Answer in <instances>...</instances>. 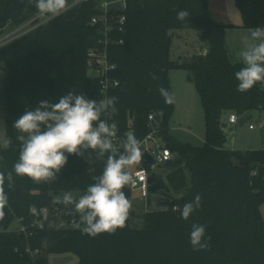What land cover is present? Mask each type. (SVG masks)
Here are the masks:
<instances>
[{"label":"trees","instance_id":"16d2710c","mask_svg":"<svg viewBox=\"0 0 264 264\" xmlns=\"http://www.w3.org/2000/svg\"><path fill=\"white\" fill-rule=\"evenodd\" d=\"M100 1L78 0L62 15L0 46V69L6 74L5 139L12 140L11 146L0 147V172L6 177L8 198L0 219V264H48L47 255L52 253H74L79 264H264V149L226 148L222 127L231 114L244 118L245 124L252 110L264 111V88L257 83L246 92L238 91L235 73L243 64L231 62L224 41L231 24L212 17L210 0H126L125 10L110 11L114 16H126L125 32L114 33L109 44V58L116 65L112 77L119 85L108 97L118 98L113 119L121 144L126 132L142 141L156 128L157 137L173 154L168 185H155L150 171L149 195L161 189L163 196L160 206L144 214L143 227L133 225L130 209L126 226L114 234L91 237L77 225L61 229L63 222L73 219L78 224L79 214L71 205L54 203V198L66 191L83 194L94 183L106 156L98 159L92 150H85L83 156L70 155L56 178L47 182L14 173L21 142L13 123L27 109L72 90L88 99H100V81L89 76L87 65L89 49L103 41L100 28L91 25V19L101 13ZM236 4L242 27L264 28V0H236ZM180 10L189 12L184 21L177 19ZM37 14L27 0H0V36L8 27H19ZM180 30L199 31L206 51L188 59H171L174 33ZM120 38L123 44L116 42ZM177 68L188 70L201 96L206 120L202 146L181 143L170 133L174 102L166 103L158 89L164 87L173 94L168 72ZM152 114L153 121L149 120ZM10 172L11 181L7 179ZM123 191L131 199L130 185ZM197 194L201 206L185 221L180 209ZM43 207L50 209V227L29 237L10 230L18 219L31 223L35 218L31 209ZM193 223L206 226V237H211L208 249H192L189 234ZM28 244L43 250L45 256L28 255Z\"/></svg>","mask_w":264,"mask_h":264},{"label":"clouds","instance_id":"9594fccd","mask_svg":"<svg viewBox=\"0 0 264 264\" xmlns=\"http://www.w3.org/2000/svg\"><path fill=\"white\" fill-rule=\"evenodd\" d=\"M27 3L34 5L41 18L54 19L78 0H27ZM188 16L187 10L177 12L180 21ZM243 43L245 47L240 52L243 67L235 73L237 89L246 92L257 83L264 88V28L250 29ZM158 91L166 103L174 102L169 90L160 87ZM117 99L115 96L88 99L84 93L72 90L54 101H39L37 106L27 109L13 123V128L20 133L16 139L21 142L18 160L13 164L17 176H26L34 182H47L56 178L70 155L83 156L85 150H92L98 159L106 156L101 174L93 177L94 183L89 184L83 194L77 198L71 191H66L53 201L65 207L71 205L79 214L77 227L91 237L101 233L114 234L126 226L133 205L123 189L134 183L129 169L142 161L141 141L133 132L125 133L122 148L113 142L118 132V124L113 119L118 113ZM105 114L107 119L103 118ZM11 144L12 140L8 138L3 146L7 148ZM88 163L91 165V159ZM89 170L94 171L92 168ZM5 179V174L0 172V219L8 203ZM7 179L11 181V172ZM201 199L197 194L184 204L180 209L183 220L187 221L201 206ZM210 240V236L206 237L205 225L192 224L189 242L194 251L208 249Z\"/></svg>","mask_w":264,"mask_h":264},{"label":"rangeland","instance_id":"374dc122","mask_svg":"<svg viewBox=\"0 0 264 264\" xmlns=\"http://www.w3.org/2000/svg\"><path fill=\"white\" fill-rule=\"evenodd\" d=\"M102 2H115V0H101ZM210 6L214 9L215 20L226 24L224 33L225 46L227 48L232 63H241L240 52L245 47L243 39L249 35L248 28L242 27L243 19L241 11L236 4V0H210ZM227 5V7H226ZM113 8H120L121 4L115 2L110 5ZM231 8V12L229 9ZM47 18H41L39 14L19 27H8L0 36V46L9 41L18 38L36 26L44 23ZM251 42V41H250ZM200 41V32L196 30H180L174 33L171 59L179 60L180 58L188 59L189 56L202 51H206V47ZM205 49V50H204ZM189 72L185 68L170 69L168 72L170 85L172 88V96L174 101V111L169 120V128L171 135L179 142L184 144H192L202 146L205 142L206 120L205 113L201 101V96L195 84L189 79ZM6 74L0 69V145H4L6 125L4 121V98L3 84ZM264 121V111L254 109L249 114V119L244 125L228 124L229 128H223L226 137L225 147L228 149H264V128L260 127V123ZM250 124L255 125V129L249 127ZM137 165L132 166L129 171L135 170ZM154 175V184L159 186L162 183L169 184L168 175L171 169H166L162 165L155 170H151ZM74 197H79L80 192H72ZM163 196L161 189H155L149 197L144 198L140 192L133 191L130 201L134 211L133 225L138 228L144 225V214L150 210L157 208L154 200L159 201ZM264 216V205L262 206ZM10 230H16L18 224L15 223ZM48 264H79V258L74 253H52L47 255Z\"/></svg>","mask_w":264,"mask_h":264},{"label":"built area","instance_id":"2783aa9c","mask_svg":"<svg viewBox=\"0 0 264 264\" xmlns=\"http://www.w3.org/2000/svg\"><path fill=\"white\" fill-rule=\"evenodd\" d=\"M115 2L121 4V7L116 10L126 9V0H115ZM115 2H102L99 7L101 13L91 19V25L98 26L103 34L101 45L91 47L88 51L87 59L89 76L99 79L101 84L100 99L108 97L110 90L119 85V80L112 77V72L116 69V65L110 61L109 44L112 41V35L114 33L122 34L125 32L126 16L122 13L116 16L110 14L111 9L113 8L110 5ZM113 42L115 41L113 40ZM116 42L118 44H123L124 39L120 38ZM149 120H155V116L153 114L150 115ZM228 121L229 124H237L240 119L236 114H231L228 117ZM249 127L254 129L255 125L250 124ZM260 127L264 128V121L260 123ZM113 142L117 147L122 145L118 134L113 138ZM141 148L144 162L141 167H138L131 172L134 178V183L130 185V188L133 191L140 192L142 197L147 198L149 195L150 171L155 170L160 165L163 166V164L170 160H173V154L171 150L163 144L162 140L157 137L156 128H153L152 131L141 141ZM149 157L152 159L150 162ZM31 213L35 216L31 223L26 224L22 218L18 219V228L16 229L17 232L23 233L27 237L33 236L37 230L44 229L47 226L50 227L53 223V221L47 223L48 220H51L50 209L48 207H43L40 210L31 209ZM37 214H40L42 218L39 219ZM61 225L73 228L76 227L77 223L75 219H73L70 222H63ZM25 252L32 257L45 256L43 250L39 248L34 249L30 244L26 246Z\"/></svg>","mask_w":264,"mask_h":264},{"label":"water","instance_id":"95a60500","mask_svg":"<svg viewBox=\"0 0 264 264\" xmlns=\"http://www.w3.org/2000/svg\"><path fill=\"white\" fill-rule=\"evenodd\" d=\"M2 66H4V64H3ZM158 121H161V118H160V117L158 118ZM239 123H240V125H244V118H240ZM222 127H223V128H229V127H228V124H226V123H224V124L222 125ZM143 162H144V156L142 155V161L140 162V164H143ZM163 167L166 168V169H173V167H174V162H173V160H170L169 162L163 164ZM154 203H155L156 206H160V204H161V202H160V201H157V200H154ZM131 213H132V214H135L134 211H131ZM61 229H65V226L62 225V226H61Z\"/></svg>","mask_w":264,"mask_h":264},{"label":"crops","instance_id":"0c3cea01","mask_svg":"<svg viewBox=\"0 0 264 264\" xmlns=\"http://www.w3.org/2000/svg\"><path fill=\"white\" fill-rule=\"evenodd\" d=\"M211 4V3H210ZM212 17L215 18L214 15V9L212 8V5L210 6ZM224 123L229 124L228 117L225 118ZM255 129V128H254Z\"/></svg>","mask_w":264,"mask_h":264}]
</instances>
